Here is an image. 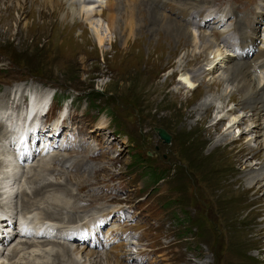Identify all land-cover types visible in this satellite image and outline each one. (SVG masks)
Returning <instances> with one entry per match:
<instances>
[{"label": "rangeland", "instance_id": "374dc122", "mask_svg": "<svg viewBox=\"0 0 264 264\" xmlns=\"http://www.w3.org/2000/svg\"><path fill=\"white\" fill-rule=\"evenodd\" d=\"M37 1L7 0L9 7L20 6L22 10L14 11L10 16L0 13V96L3 91L14 89L17 92L11 98L18 100L19 91L28 87L34 91L26 92H37V96L50 94L53 99L50 115L38 121L41 130L45 126L42 120H48L44 129L50 128L47 130L50 135L53 133L52 122L61 123L62 119H57L62 113L65 117L56 136L47 138L52 141L49 154H44L47 150L41 148L42 139L39 140L30 164L23 161L19 165L14 161L16 166L11 162L12 167L6 168L7 163L1 161H4V155L0 148L1 184L8 187L14 179L20 178L11 191L25 190L28 185L23 183L24 176L33 172L28 171L31 173H24L21 178L22 172L33 166L36 168V163L43 158L49 160L54 155L59 157L68 153L66 149H59L64 139L63 148L80 147L81 155L94 156L87 161L83 159L86 173L75 174L74 169L67 168L69 161L58 166V172L40 177L65 186L73 192L70 197L78 192V179L85 180L84 185L92 183V187H99L89 193L90 199L98 197L95 203L89 202L90 208L74 202L73 197L70 199L73 203L70 207H74L73 213L77 216L76 223L86 222L88 227L89 221L98 217L102 220L110 212L105 223L107 228H101L112 238L110 248L91 250L90 258L84 256L88 250L75 251L72 258L79 264H99L102 261L98 260L105 254L114 258L115 250L120 253L122 264L123 259L125 264H264V181L257 179L251 188L244 181L246 172L258 170L264 162V147L260 149L264 133H256L264 121L252 118L250 110L239 109L242 93L235 94L232 90L229 98L234 92L235 101L230 104L227 101L223 105L217 100L221 89L229 88L227 93L233 89L225 83L219 87L213 84L216 78V81L224 79L222 74L228 72L226 69H230L232 63L225 62L226 66H220L226 59L216 63L217 59L208 67L207 60L203 61L204 54L198 56V61L190 57L194 49L188 43L177 48L176 40L165 41L161 47L162 40L156 33L149 37L144 31L139 33L137 41L133 36L123 45L113 30L106 35L109 42L99 47L86 23L78 21L80 25L72 30L63 29V25H59L60 16H51L52 12L48 10L49 14L46 7L40 9L42 3ZM144 1L158 13L175 18L192 33L210 36L223 54L220 58L226 56L231 61L238 54L237 29L246 32L254 22L257 24L259 12L264 14V0ZM177 2L185 11H210L213 17L230 11L235 17L219 29L213 23L198 27L197 20L192 18L195 14H188L187 22L183 21L175 11ZM145 9L141 8L143 15L148 13ZM40 11L47 12V16L41 15ZM94 20L102 21L105 31V17L97 16ZM188 20L193 24L188 25ZM258 27L255 46L263 49L264 22ZM211 47L215 49V46ZM184 54L188 58H182ZM208 57L210 61L213 58ZM180 64L182 73L195 82L194 88L179 81ZM216 66L219 72L211 76L210 70L215 71ZM257 74L258 78L263 77L264 66ZM160 93L166 97V107L155 104ZM7 98L9 95L4 101L9 103ZM207 104L212 105L208 113L186 117L188 111ZM10 107L15 113L7 112L4 118L10 115L7 119L12 121L17 111ZM232 111L236 121L242 123L230 129L233 122L230 123L229 114ZM0 115H3L1 110ZM252 119L256 123H252ZM102 120L106 124L99 129ZM159 131H163L169 141L166 142ZM45 136L43 133L41 138ZM203 141L207 144L202 145ZM215 145L217 149L213 151ZM56 165L48 166L55 168ZM6 173L10 180L6 181ZM68 175L78 179L71 178V181ZM79 192L78 195L83 196L87 191ZM14 199L10 206L7 205L9 211L12 204L18 205L20 200L19 197ZM37 215L33 216L42 218ZM80 217L85 220L80 221ZM66 221L56 222L58 226H67ZM122 231L128 233L126 241L127 236H123ZM19 243L21 241L17 240L15 246ZM63 243L69 244L60 241L59 247H52L54 244L51 243L43 252H55ZM123 244L129 246L123 247ZM69 245L74 250L81 244ZM12 247L5 248L0 255L1 264L46 263V260L37 259L38 254L30 255V251L28 254L21 252L10 260ZM52 259L48 257L47 262L51 263Z\"/></svg>", "mask_w": 264, "mask_h": 264}, {"label": "bare ground", "instance_id": "6f19581e", "mask_svg": "<svg viewBox=\"0 0 264 264\" xmlns=\"http://www.w3.org/2000/svg\"><path fill=\"white\" fill-rule=\"evenodd\" d=\"M23 1L26 2L28 0H22V2ZM40 1L42 3L40 6V9L46 7L48 13L49 11L52 12L51 16L56 17V18L57 16H60L61 23L59 25H63L62 26L63 29L70 28L72 30L74 26L80 25L78 24V21L80 22L83 21L84 23H86L88 30L90 31L92 35L91 37L95 40V42L97 43L99 47H101L104 43L109 42V39L106 37V35L107 34L110 35L111 31L113 30L117 32L118 38H119L118 40L123 45H126L127 41L132 39L133 36H134V41L135 40L137 41V39L139 38L138 36L140 35L139 33L144 31L148 33L149 37H152V35L156 33L158 35V38L162 40L160 43L161 47H162V43L166 44L167 41L168 43H171L173 40H176L177 48L178 46L182 47L183 45L188 43V45L192 46L193 48L192 47L191 48L194 49L190 52L191 56L190 55L189 56L192 59H194V61H198L199 60L198 56L201 57L202 56L201 54H204L206 57L205 59H203V61L207 60V63L209 64L208 67L213 66V64L215 63L217 59L218 60L216 61V63L220 62L222 59H226V60H222L223 62L220 64V66H223V64L224 66H226L225 62L230 63V64L232 63L230 69H228L227 67L226 70H228V72L226 74L224 73L222 74L224 75L223 80L216 81L217 79L216 78L214 79L213 84H217V87H219V86H222L223 83H225L227 87L231 86L233 87V89L230 88L231 90L228 91L227 93V90L229 88L227 89L220 88L221 90L219 92L217 91L218 92L217 93L218 95L216 96L217 100L223 105L227 101H229V104H230L233 101H235L234 96H233L234 92L233 94H231L229 98V95H230L229 93H231L232 90L235 91V94L242 93L241 97H239L240 98V103L238 104L239 109L240 110H250L251 112L250 111L249 112L252 113L251 115L252 118L254 117L255 120H259L261 122L264 121V118H262L264 115V75L260 79L258 78V74H257L258 69H262L264 66V48L257 49L255 46V43H256L255 36L257 32L259 31L258 24L263 25V22H264V14L262 12H259L260 16H258L256 20L257 24H255L254 22V25L251 27H248L246 32H243L241 29L240 30L237 29L239 31V38H240L239 46H238V54L231 61L226 56H224V58L223 57L220 58V56H223V54L221 53V50L218 49L219 46L216 44V41H213V39L209 38L210 36L201 34V33L200 34L192 33V31L188 30L183 25L178 23V21L175 18H171L168 15L158 13L154 8H152L144 0H40ZM179 1H186V0H179ZM36 2L38 1L36 0ZM16 3H18V1ZM141 3L142 5L141 7H139ZM32 4L33 3L31 2L30 7L33 6ZM0 6H2L0 8V13L1 12L2 14L5 13L8 16L12 15L14 11L20 12L22 10L20 6H17L19 8L17 7L13 8L11 6L9 7L7 5V0H0ZM174 6L176 8L175 11L181 17H183L184 22L185 21L187 22L188 14H190L191 16L195 14V17L193 18L197 20L198 27L208 25L209 23H213L219 29L220 27L227 24L231 18L235 17L234 12L232 13L230 11L217 13L213 17L212 12L210 11L198 12V13L185 11L179 8L178 2L175 3ZM143 7L148 9L147 15L142 14L141 8ZM99 8H102V9H99ZM47 12L40 11L41 15L45 14L46 16H47L46 14ZM97 16L100 18L105 17V20H104L106 21L104 22L105 31L102 30V21L94 20V18ZM235 22H236V18H235ZM187 24L191 25V21L189 22L188 20ZM235 30L236 29L234 28V31ZM206 42H209L210 44ZM212 45L215 46L214 50L211 49ZM198 53H200V55H197ZM208 56L213 57V58L211 57L212 58L211 61L209 60L210 58ZM182 58H188V56L184 54ZM178 67H179V73H180L179 81L182 84L187 85L188 88H194L196 86L195 82H191L190 77H187L185 72L182 73V70H180L181 64ZM210 71H212L211 76H214L215 73L219 72V70L217 69V66H216L215 71H213V68H211ZM215 82H218V83H215ZM26 90L34 91V88L30 89V87H28V88L23 89L22 91H19L20 93L18 96L19 97L18 100H16L15 97L11 98V96L17 92V90L15 91L14 89L5 90L0 96V110L2 111V114H3L2 117L0 115V121L2 122V124L0 123V146H1L0 148H1V151H3L2 155H4L3 157L4 161L3 160L1 161L2 163H7L5 164L6 168L12 167L11 162H13L14 165L16 164L14 163V161L16 162V158H17L16 153H21V155L24 157L22 159V162L23 161L26 162L25 155L28 156L32 154L33 156L35 153V147H37L35 146L36 145L35 142L36 140H41L42 139L41 135L44 133L42 130L39 129L40 126L38 123V119L40 116L39 114L42 111L44 112L45 109L48 108L50 104V94H47L46 96V94L44 93L41 96L40 95L37 96V92L29 93V92H26ZM25 93L32 95V103H35V104L37 103V107L36 105L32 106V109L36 110L35 114L31 113L30 111L27 113L25 110L20 109V105H21L20 102L24 103L26 101ZM162 93L164 94V91ZM162 93H160V95L156 97V101H155V104L161 107L163 106L164 100L166 99V97ZM8 95H9V98L7 99L11 103L10 102L8 103L7 100L4 101ZM246 104H249L250 107H248ZM10 105L13 106L14 109L17 111L15 115L16 118L15 120H13L14 119L13 118L12 121L9 120V118L7 119V117H9L10 115L4 118L5 113L7 112L12 111L13 113H15L10 107ZM51 105H52V102H51ZM164 106L166 107V104H164ZM203 106L201 107L198 106L192 109L191 111H188L186 117L191 118L193 115L198 114V113L203 115L204 113H208V111L211 110L212 108L211 104H207L204 107ZM50 107L51 106H49L48 115L50 112ZM64 117H65V114L62 113L61 116L58 119L57 118L56 119L57 120L62 119L61 121L62 123L64 120ZM229 117H230V123L233 122L230 129L233 128L235 124H238V123L240 124L241 120L236 121L237 119L235 116V112L232 111V113L229 114ZM254 119L251 120L252 123H256L255 121H253ZM221 121H222V118L218 122H221ZM61 123L59 121L52 122L53 133L50 132L51 138L56 136L57 132L59 131L58 128L60 127ZM105 124L106 123L104 121L99 123L98 124L99 129L104 128L103 125ZM6 126L8 127L10 126L9 127L10 130H4V127ZM258 127H257L258 131H256V133L263 134L264 124ZM20 133L22 134L21 137H19ZM69 134H66V135H69ZM159 134H165V133L163 131H159ZM22 138H25L24 142H22ZM51 142L52 141L50 140L49 145ZM205 142L206 141H203L202 145H206L207 143ZM10 143H12V145H14V147L16 148L17 152L14 154L11 149ZM216 145H219V144L217 143ZM216 145L214 146L213 151L217 149ZM262 146L264 147L263 139H262L260 149H262ZM63 149H66L68 153H66L63 156H59V157L54 155L49 160H46L43 158L39 163H36V165L34 164L36 168H34V166L32 165L33 167L29 168L27 172L26 171L22 172L21 178H23L24 173L26 174L27 173L30 174L31 172L33 173L27 177L26 175L24 176L23 183H26L28 186L26 189L24 188L25 190H21L20 193L13 192V190L11 191V188L13 187V185H15V183L18 182L20 178L14 179L12 181V185L11 186L8 185V187L3 186L0 181V236L3 235V233H5L4 231H5V228H7V222H10L9 224H12V226L13 225L15 226V223L17 222V219L20 216L27 217L28 222L30 223L37 220L38 222H35L36 228L44 227L43 226L44 223H47L48 221H60L63 223L64 219H66L67 221H70V223L75 227L73 228V230H78L80 228L78 227V225L83 222L77 221L78 223H76L77 216L75 215V212L73 213L74 207H70V206H73V203L70 202V199L73 197L74 202L82 203L83 205H86L85 208H90L89 202L91 204L95 203L98 197L94 196L95 198L91 197L90 199L89 193L90 191L98 190L99 187H92V185H94L92 183L88 185H84L85 183H82V182L85 180L81 181L82 179H78V177L74 178L76 177L74 175H68L67 177L70 178L69 180H71V178L78 179V183H79L78 185L79 189L77 188L78 192H74L75 196L72 195V197H70V194H72L73 192H69V190L65 186H62L59 183H54V181L52 183L51 181H49L50 179L48 180L47 178H43L40 176L45 173L49 174V173L58 172L57 169L60 170L58 166L62 167V164L65 165V163L69 161L71 162L70 167H67V168L74 169L73 171L75 174L80 175V173H86L84 160L87 161L90 158H93L94 156L92 154L81 155L80 147L79 148H75V147L69 148L68 146H64ZM213 151L212 150L209 151L210 156L212 155L210 154V152H213ZM5 152H8V153H5ZM83 156L85 158H82ZM56 163L58 165H56L55 168H53L52 166L51 167L48 166L49 164H56ZM21 164L19 163V165ZM71 165H72V168H71ZM36 169L37 170L39 169L41 172L39 173L38 171H36ZM13 170H16V169H13ZM28 171H31V172H28ZM5 175H6V181L7 179L9 180L11 179L9 173L8 174L6 173ZM244 178H245L244 180L245 185H247L248 188H251V184H253V182H256L257 179L264 181V162L262 163V166L258 170L248 172V173L246 172ZM79 191L81 192L87 191V192L84 193L83 196H79L78 195L80 193ZM17 197H19V199L22 202H20L19 200L20 203L17 201L18 205L12 204L11 211H9V207L7 205L10 206L11 202H14L15 200L14 198H17ZM21 203L23 205H21ZM67 213L69 214L68 216L66 215ZM37 214L42 216V218L38 217L39 219L38 218L36 219L35 216L33 215H37ZM109 214L110 212L105 214V216L102 219V222L107 221V219L109 218ZM79 220L84 221L85 219L84 217H80ZM67 221H66V224L70 225V223L69 222L67 223ZM95 232L98 233V230L95 229ZM53 234L58 235L59 233L58 231H54ZM121 234L125 236L126 231H122ZM5 237H8V233L5 234ZM126 240L127 239H125V241ZM6 243H7L6 241H3L0 239V255L3 254V252L5 251V248L10 247V246L5 247ZM51 243H53L54 245H51ZM58 243L55 244V242H47V241H41V240L35 241V242L22 241L18 245L16 246L14 245L12 248H10V251H9L10 258L9 259L13 260L19 255V253L26 252L28 254L30 251V255L32 256H36V254H38V257H37L38 260H46V263H42L39 261L40 264H79L78 260H75L74 258H72V254L75 251H76L75 253L77 252L80 253V252H84L85 250H88L84 255L85 257L88 258L90 255L89 252L92 250L91 248L87 247L85 244H84V247L86 249L76 247L73 250L71 249L72 247L69 244L63 243L60 245L59 250H56L55 252L54 251L43 252L44 248L48 249L50 245L52 247H54L55 245H56L55 247H59L57 246L59 245ZM127 245L129 246V244H126V245L123 244V247ZM123 253H124V249H123ZM91 255H94V254L92 253ZM113 256L114 258L113 257L111 258L107 256V254H105L104 256H102V258L100 259L98 258L99 259L98 261H102L99 264H122L119 261L121 255L118 251L116 250L113 251ZM48 257L53 258L51 263L47 262ZM66 257L67 259L64 260V258ZM33 259L34 261H36L35 258ZM2 260L0 259V262H2ZM125 263L126 261L123 259V264ZM83 264H85V262H83Z\"/></svg>", "mask_w": 264, "mask_h": 264}, {"label": "water", "instance_id": "95a60500", "mask_svg": "<svg viewBox=\"0 0 264 264\" xmlns=\"http://www.w3.org/2000/svg\"><path fill=\"white\" fill-rule=\"evenodd\" d=\"M161 136L164 138V140L167 142V141H169V137L167 136V135H165V134H161Z\"/></svg>", "mask_w": 264, "mask_h": 264}]
</instances>
